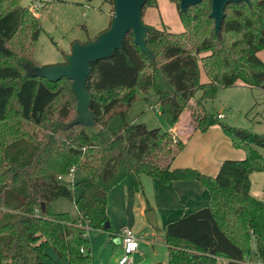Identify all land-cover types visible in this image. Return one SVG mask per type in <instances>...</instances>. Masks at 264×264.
<instances>
[{
	"label": "trees",
	"instance_id": "trees-1",
	"mask_svg": "<svg viewBox=\"0 0 264 264\" xmlns=\"http://www.w3.org/2000/svg\"><path fill=\"white\" fill-rule=\"evenodd\" d=\"M19 1L0 0L8 3L4 11L0 8V264H59L47 252L50 247L61 261L92 264L89 233L108 229L109 194L127 179L140 193L143 176L164 185L196 181L209 193L206 208L164 227L168 264H254L252 241L264 263V202L252 196L250 180L253 173L264 172L258 151L264 139L217 122L204 107L222 88L241 84L264 90L259 57L264 0L229 5L220 37L210 18L212 0L186 13L172 0L184 31L148 25L155 65L130 32L121 50L92 64L87 89L98 135L84 125L68 127L77 117L72 81L52 83L27 75L25 64L39 67L34 54L42 16L36 18ZM50 1L43 2V12ZM150 4L158 8L157 0H148L145 7ZM201 67L207 83L201 82ZM151 91L170 129L196 101L202 110L193 113L194 130L206 133L220 125L245 159L225 160L216 176L173 168L185 144L170 131L148 129L130 117L139 92L147 97ZM72 170L86 176L76 184L78 199L62 183ZM59 199L75 201L79 218L54 213L51 204Z\"/></svg>",
	"mask_w": 264,
	"mask_h": 264
},
{
	"label": "rangeland",
	"instance_id": "rangeland-1",
	"mask_svg": "<svg viewBox=\"0 0 264 264\" xmlns=\"http://www.w3.org/2000/svg\"><path fill=\"white\" fill-rule=\"evenodd\" d=\"M45 1H19L20 5L26 7L36 18H41L42 16V30L36 42L34 54V59L39 66L62 64L65 60V55L70 52L75 42L86 43L95 39L110 26L113 11L112 0H52L46 11L43 12V2ZM151 6L150 4L145 7L143 15L145 24L154 25L160 30L167 32L182 33L184 31L177 4L174 1L159 0V8H152ZM7 7V2L0 3L2 11ZM260 57L264 61V51L261 52ZM202 74L203 81L207 80L204 71ZM66 84L68 83H65L64 86H67ZM199 96H201V93L197 94V97ZM204 107L216 119L218 114L224 116V119H217V122L246 130L264 138V90L247 87L222 88L214 99L205 101ZM201 110L202 108L197 105L196 101H191L190 106L182 115V128L177 132H171L175 141L184 140L181 130L188 133L192 125L193 113L196 115ZM130 117L136 124H144L151 130L159 129L161 132L170 130L162 117L157 97L152 91L149 92L147 97L142 92H139V100L132 106ZM258 151L264 157V148H258ZM83 180H86V176L77 172L63 179L62 183L73 190L75 199H78L81 190L76 187V184ZM250 180L252 183V196L264 202V172L253 173ZM153 181L149 177L143 176L142 191L139 194L137 193L136 196V200L139 203L145 202L149 207H152L151 209L157 208L154 186L151 185ZM135 194L134 190L132 192L133 201L131 199V206L127 208L124 215L121 210L123 203H120L122 205L120 208L116 204L111 215L114 216V219H122L119 216H128L126 222L132 221L134 227L136 216H140L138 213L139 209L135 212ZM51 209L54 213H68L72 219L79 218V211L75 201L59 199L51 204ZM140 218L137 217L136 230L143 241L141 247L146 248L147 251L144 252L145 259L143 261L142 259L139 260L137 254L134 255L136 264H167L168 248L165 243L164 227L159 226V230H154L152 227L142 230L143 223ZM108 225V223L105 225L106 228ZM104 231H90L92 252L95 255L94 264H118L120 238H112L108 232ZM152 232H155V235ZM106 236L110 238L108 249L103 243ZM113 242L116 246L112 244ZM149 243H152V245H149ZM251 250L254 264H264L256 255L257 247L255 241L251 243ZM216 264H225V262L224 260H218Z\"/></svg>",
	"mask_w": 264,
	"mask_h": 264
},
{
	"label": "crops",
	"instance_id": "crops-1",
	"mask_svg": "<svg viewBox=\"0 0 264 264\" xmlns=\"http://www.w3.org/2000/svg\"><path fill=\"white\" fill-rule=\"evenodd\" d=\"M157 3L159 8V0H157ZM260 55L261 53H259V57ZM203 71L204 70L201 67V82L207 83L208 79L203 81ZM236 87L244 86L238 84ZM219 115L222 114H218V116ZM181 119L182 116L179 123L173 129L169 130L170 132L174 133L182 128ZM222 119H224V116ZM181 131L184 138V140L182 141L185 144V148L174 161L173 168L175 169L193 168L208 176H216L221 164L225 160L245 159V153L241 150L235 149L231 140L227 137V135L223 132L222 128L219 125L211 127V129L206 133L195 131L192 125L190 126V131L188 133H185L184 130ZM150 179L155 181H153L154 183L151 182V185L154 186L153 188L156 195L155 204L157 208L151 210L155 212L157 218V227H165L169 222L178 220L184 216H187L188 214L206 208L209 205V193L199 182H176L169 185H164L156 179ZM134 190L135 188L133 183L129 179H127L111 191V193L109 194L108 204V215L110 218V222L108 223L109 225L107 226V231L105 230L104 232H108V234H110L109 236L112 238H120V245H118L120 246V251L118 253L120 259L123 255V230H125L126 228L134 230L135 228L134 232H136L139 237V251L137 253V256H139V260L142 259L143 261L145 259L144 252H146L147 249L141 247L143 241L141 240L140 234L136 230L137 217L143 218H140L143 223V226L141 227L142 230L149 227H152L154 230H156V227H153L147 219L148 205L145 204V202L139 203L136 200L137 193L139 194V192L135 191V212H137V209H139L138 213L140 214V216H136L135 218V227L133 226L132 221L126 222L128 216H119L122 217V219H114V216H111L116 204L119 205V208L122 206L120 203H123L121 210L123 215L125 214L127 208L131 206L132 192ZM152 234L155 235V232H152ZM108 242H110V238L106 236V239L103 241L104 246L107 247L106 249H108V245L110 244H108ZM112 244L115 245L114 242ZM149 245H152V243H149ZM53 251L54 250L51 247L47 249V252L53 258H55L59 262V264H69L66 260L61 261L57 257L55 251ZM91 255L92 264H94L95 255L94 252H92V248ZM224 262L225 264H227L226 261ZM134 263L136 264L135 260Z\"/></svg>",
	"mask_w": 264,
	"mask_h": 264
},
{
	"label": "water",
	"instance_id": "water-1",
	"mask_svg": "<svg viewBox=\"0 0 264 264\" xmlns=\"http://www.w3.org/2000/svg\"><path fill=\"white\" fill-rule=\"evenodd\" d=\"M148 0H112V20L108 29L95 39L86 43L75 42L62 64L34 67L25 65V71L30 77H39L52 83L63 78L72 81V91L77 100V117L68 125L86 126L94 135L100 133L91 111L92 93L87 89V82L92 74V64L110 58L116 51L123 48L126 36L132 32L135 44L146 54L153 65L155 57L148 48L147 36L149 27L143 21L144 8ZM180 9L186 13L189 7L199 5L203 0H175ZM210 18L215 21V34L221 36L222 24L226 16V8L231 4L247 3L251 0H212ZM264 139V138H263ZM45 209V204H42ZM147 219L153 227H157L155 212H147Z\"/></svg>",
	"mask_w": 264,
	"mask_h": 264
},
{
	"label": "built area",
	"instance_id": "built-area-1",
	"mask_svg": "<svg viewBox=\"0 0 264 264\" xmlns=\"http://www.w3.org/2000/svg\"><path fill=\"white\" fill-rule=\"evenodd\" d=\"M223 116L219 115L218 119H222ZM74 174V170L71 171V176ZM123 238V255L119 259V264H135L134 255L139 251V237L134 230L126 228L122 233Z\"/></svg>",
	"mask_w": 264,
	"mask_h": 264
}]
</instances>
